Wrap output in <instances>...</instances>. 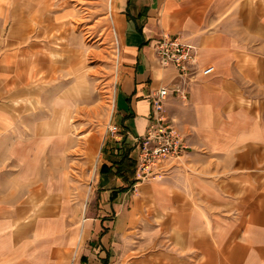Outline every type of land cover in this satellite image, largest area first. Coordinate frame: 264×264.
I'll list each match as a JSON object with an SVG mask.
<instances>
[{
	"label": "crops",
	"instance_id": "crops-1",
	"mask_svg": "<svg viewBox=\"0 0 264 264\" xmlns=\"http://www.w3.org/2000/svg\"><path fill=\"white\" fill-rule=\"evenodd\" d=\"M49 3L0 0V132L17 128L18 102L49 73L48 53L34 42L35 14ZM111 13L121 46L113 114L121 137L101 151L102 211L80 228L63 217L45 226V250L37 256L33 229L7 221L18 212L2 213L0 264H67L71 256L73 264H264V0H112ZM165 35L196 49L197 76L184 85L188 100L165 103L189 150L163 178L125 191L123 180L101 169L113 166L121 145L136 161L135 140L148 129L153 95L180 83L155 51ZM207 67L215 71L203 77ZM57 105L42 111L36 136L61 143L71 117L65 102ZM85 138L90 160L98 140ZM41 186L33 198L48 195Z\"/></svg>",
	"mask_w": 264,
	"mask_h": 264
},
{
	"label": "rangeland",
	"instance_id": "rangeland-1",
	"mask_svg": "<svg viewBox=\"0 0 264 264\" xmlns=\"http://www.w3.org/2000/svg\"><path fill=\"white\" fill-rule=\"evenodd\" d=\"M111 14L109 0H50L47 10L35 14L34 42L48 53L49 73L34 84L29 99L18 102L13 113L17 128L0 132V200L7 199L6 204L0 202V217L5 212L3 216L19 213L17 220L7 221L33 229L35 256L45 250L40 236L45 226L58 224L63 217L80 228L82 221L102 211L96 189L101 151L121 137V132L112 136L109 131L115 126L121 64V46ZM63 102L71 117L69 137L60 143L36 136L42 111ZM90 135L98 142L87 160L83 146ZM178 162L165 161L156 172L158 176L146 181L163 178ZM39 185L48 195L33 198L32 190ZM54 194L57 198L49 202ZM2 234L4 240L6 232ZM86 245L83 238L81 249ZM72 257L67 264L75 262ZM38 263L35 259L34 264Z\"/></svg>",
	"mask_w": 264,
	"mask_h": 264
},
{
	"label": "built area",
	"instance_id": "built-area-1",
	"mask_svg": "<svg viewBox=\"0 0 264 264\" xmlns=\"http://www.w3.org/2000/svg\"><path fill=\"white\" fill-rule=\"evenodd\" d=\"M157 56L163 66H173L180 80L179 85L172 88H162L157 91L152 101V114L146 133L135 140L139 151L136 157V179L140 182L158 176L157 171L165 161H181L189 150L185 139L168 122L165 115V103L170 97L188 100L184 85L197 76L196 49L183 43L179 38L163 36L155 46ZM213 67L200 71L203 77L214 73ZM112 136L120 132L117 126L109 128Z\"/></svg>",
	"mask_w": 264,
	"mask_h": 264
},
{
	"label": "trees",
	"instance_id": "trees-1",
	"mask_svg": "<svg viewBox=\"0 0 264 264\" xmlns=\"http://www.w3.org/2000/svg\"><path fill=\"white\" fill-rule=\"evenodd\" d=\"M116 157L117 158L113 162V166L111 168L107 166L102 167L101 174L110 175L123 180V182L127 185V188L123 189L125 191L134 189V187L139 183L136 179V161L130 158L129 149H124L123 145H121ZM115 196L116 195H113L112 200H114Z\"/></svg>",
	"mask_w": 264,
	"mask_h": 264
},
{
	"label": "bare ground",
	"instance_id": "bare-ground-1",
	"mask_svg": "<svg viewBox=\"0 0 264 264\" xmlns=\"http://www.w3.org/2000/svg\"><path fill=\"white\" fill-rule=\"evenodd\" d=\"M109 7H110V9L112 8V0H109ZM55 46V45H54ZM77 87V86H76ZM66 103H68L69 101H68V99H66V101H65ZM114 103V102H113ZM113 103H112V107H113ZM64 115H69V111H65V113H64ZM95 172H96V167H94V169H93V173H94V175H95Z\"/></svg>",
	"mask_w": 264,
	"mask_h": 264
}]
</instances>
